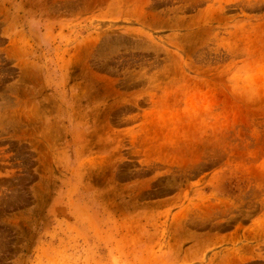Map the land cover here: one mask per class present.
<instances>
[{
	"label": "rangeland",
	"instance_id": "374dc122",
	"mask_svg": "<svg viewBox=\"0 0 264 264\" xmlns=\"http://www.w3.org/2000/svg\"><path fill=\"white\" fill-rule=\"evenodd\" d=\"M0 264H264V0H0Z\"/></svg>",
	"mask_w": 264,
	"mask_h": 264
}]
</instances>
